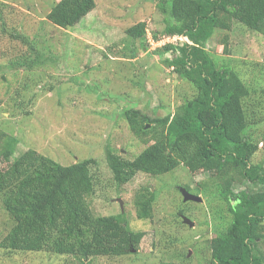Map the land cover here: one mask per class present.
<instances>
[{"label": "rangeland", "instance_id": "1", "mask_svg": "<svg viewBox=\"0 0 264 264\" xmlns=\"http://www.w3.org/2000/svg\"><path fill=\"white\" fill-rule=\"evenodd\" d=\"M59 1L0 0V128L19 142L1 167L29 149L65 166L95 161L87 202L95 216L112 223L121 215L116 228L122 236L132 233L135 242L123 245L124 255L89 259L0 247V264H211L210 242L232 219L219 197L218 177L180 166L161 176L138 173L119 185L107 162L108 151L132 161L154 143L135 136L127 111L162 119L197 97L196 86L170 64L191 44L188 38L171 41L173 50L154 46L171 22L167 0H95L94 11L74 29L47 20ZM141 23L145 40L127 35ZM204 47L218 67L234 70L255 91L247 102V134L259 147L251 162L264 168V37L232 21L229 31L216 30ZM258 188L246 181L233 186L235 192ZM183 190L202 201H185ZM148 191L154 195L152 217L140 220L134 203ZM14 225L0 197V243ZM260 249L264 254V242Z\"/></svg>", "mask_w": 264, "mask_h": 264}, {"label": "trees", "instance_id": "2", "mask_svg": "<svg viewBox=\"0 0 264 264\" xmlns=\"http://www.w3.org/2000/svg\"><path fill=\"white\" fill-rule=\"evenodd\" d=\"M165 4L171 22L167 20L164 37H186L191 42L178 50L181 55L170 64L196 86L197 97L172 117L151 119L127 111L135 136L154 143L132 161L108 151V166L119 185L129 183L138 173L161 176L180 166L218 177L222 183L219 197L228 204L232 219L226 232L210 242L211 264H264L260 249L264 242V168L252 164L259 147L247 134V102L255 91L234 70L218 67L204 47L216 30L229 31L232 21L264 37V0H167ZM95 7V0H61L46 18L59 28L74 29ZM126 33L145 40L146 25L138 24ZM222 45L226 49V41ZM165 49L175 48L167 44ZM147 123L154 126L149 129ZM18 143L0 128V197L15 222L0 247L84 259L127 253L135 239L132 233L122 236L124 231L116 228L122 226L121 215L114 224L95 216L87 202L94 192L90 165L95 161L65 166L29 149L4 170L1 159L13 158ZM241 181L259 188L235 192L233 186ZM153 200L150 191L137 196L134 204L140 220L152 217ZM115 241L122 245L114 246L111 242Z\"/></svg>", "mask_w": 264, "mask_h": 264}, {"label": "water", "instance_id": "3", "mask_svg": "<svg viewBox=\"0 0 264 264\" xmlns=\"http://www.w3.org/2000/svg\"><path fill=\"white\" fill-rule=\"evenodd\" d=\"M183 197L185 199V201H197V202H201L202 199L200 197L197 196H193L190 193L186 192L185 190L182 191ZM120 202V205L122 206V202ZM186 223H189L190 226H193V223H191L188 219H185Z\"/></svg>", "mask_w": 264, "mask_h": 264}, {"label": "built area", "instance_id": "4", "mask_svg": "<svg viewBox=\"0 0 264 264\" xmlns=\"http://www.w3.org/2000/svg\"><path fill=\"white\" fill-rule=\"evenodd\" d=\"M177 40V37H172V38H167V37H165V39H161V40H159L158 42H156L155 44H154V46H158V47H161V46H163V45H166V44H169L171 41H176ZM176 42H178V41H176ZM150 43V42H149Z\"/></svg>", "mask_w": 264, "mask_h": 264}, {"label": "clouds", "instance_id": "5", "mask_svg": "<svg viewBox=\"0 0 264 264\" xmlns=\"http://www.w3.org/2000/svg\"><path fill=\"white\" fill-rule=\"evenodd\" d=\"M158 42V41H157Z\"/></svg>", "mask_w": 264, "mask_h": 264}]
</instances>
